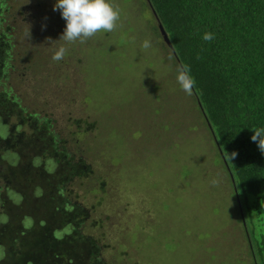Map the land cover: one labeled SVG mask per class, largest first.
Returning a JSON list of instances; mask_svg holds the SVG:
<instances>
[{"label":"rangeland","instance_id":"374dc122","mask_svg":"<svg viewBox=\"0 0 264 264\" xmlns=\"http://www.w3.org/2000/svg\"><path fill=\"white\" fill-rule=\"evenodd\" d=\"M114 2V31L67 44L56 0H0V31L14 45L5 87L88 166L65 186L87 213L80 230L107 264H255L228 174L155 20L142 0Z\"/></svg>","mask_w":264,"mask_h":264},{"label":"trees","instance_id":"16d2710c","mask_svg":"<svg viewBox=\"0 0 264 264\" xmlns=\"http://www.w3.org/2000/svg\"><path fill=\"white\" fill-rule=\"evenodd\" d=\"M142 2L161 39L154 13L167 32L175 55L163 43L177 68L187 65L196 81V109L233 191L214 137L235 180L254 263L260 257L264 264V153L251 139L253 130L264 129V0ZM206 32L214 39L203 40ZM9 39L0 31V181L6 185L0 192V264H107L97 240L80 230L85 209L66 194L67 183L86 175L88 166L60 147L50 119L27 114L2 81L13 54ZM13 117L18 123H10ZM21 124L29 131L18 130Z\"/></svg>","mask_w":264,"mask_h":264},{"label":"clouds","instance_id":"9594fccd","mask_svg":"<svg viewBox=\"0 0 264 264\" xmlns=\"http://www.w3.org/2000/svg\"><path fill=\"white\" fill-rule=\"evenodd\" d=\"M53 10H59L62 18L66 21V27L60 40L67 44L85 43L89 38L100 32H112L117 27V22L120 20L121 9L115 4L114 0H56ZM30 35V33L28 34ZM203 40L211 41L214 35L211 32H206L203 35ZM144 49L151 47V43L145 40L142 44ZM68 53L65 46H60L52 56L54 61L62 60ZM177 81L181 88L189 96L193 94L196 81L190 75V69L187 65H182L177 68ZM254 134L251 137L252 141L257 142L259 149L264 153V129L253 130ZM236 156L233 152L229 155V159ZM218 180L213 179L212 184L216 185ZM59 237L60 233H56ZM2 258V253H0Z\"/></svg>","mask_w":264,"mask_h":264},{"label":"water","instance_id":"95a60500","mask_svg":"<svg viewBox=\"0 0 264 264\" xmlns=\"http://www.w3.org/2000/svg\"><path fill=\"white\" fill-rule=\"evenodd\" d=\"M154 15H155V17H156V19H157V22H158V28H159L160 34H161V36H162V40H163V42H164V43L170 48V50L172 51V53L175 55L174 48H173V46H172V44H171V41H170V39H169V37H168L167 32L165 31V29H164L162 23L159 21V19L157 18V16H156L155 13H154ZM211 131H212V130H211ZM212 133H213V132H212ZM214 139H215V142L217 143V147H218V149H219V151H220V154H221L222 158L224 159V162H225V164H226V167H227V169L229 170L230 177H231V180H232V182H233V186H234V191H235L236 199H237L238 206H239V209H240V213H241V217H242V222H243V225H244V227H245V229H246V232H247L246 220H245V217H244V214H243V210H242V206H241L240 198H239V195H238L237 187H236V184H235V180H234L233 175H232V173H231V171H230V169H229V166H228V164H227V162H226V160H225V158H224L223 152L221 151V148H220V146H219V144H218V142H217V139H216L215 137H214ZM247 235H248V237H249L248 232H247ZM248 241L250 242V239H248Z\"/></svg>","mask_w":264,"mask_h":264}]
</instances>
